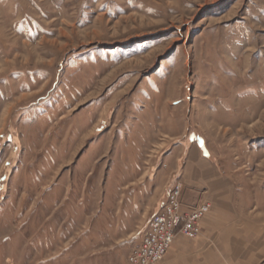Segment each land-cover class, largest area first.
Masks as SVG:
<instances>
[{
  "label": "rangeland",
  "instance_id": "1",
  "mask_svg": "<svg viewBox=\"0 0 264 264\" xmlns=\"http://www.w3.org/2000/svg\"><path fill=\"white\" fill-rule=\"evenodd\" d=\"M185 146L243 223L155 264H264V0H0V264H126Z\"/></svg>",
  "mask_w": 264,
  "mask_h": 264
},
{
  "label": "crops",
  "instance_id": "2",
  "mask_svg": "<svg viewBox=\"0 0 264 264\" xmlns=\"http://www.w3.org/2000/svg\"><path fill=\"white\" fill-rule=\"evenodd\" d=\"M39 107H41V104H39ZM118 133H121L120 130ZM10 138L11 140L17 139V141L14 140V143H18V138L16 136ZM121 138H123V136ZM199 144L202 145V142ZM182 149L183 161L174 169L176 172L174 178L176 179L171 182L169 191L175 183L180 182L182 184V202L185 207H192L202 201H211L215 205L214 210H211L200 220L202 231L197 237L195 245H209L207 246L209 249L211 247L210 245H212L217 249L218 247L215 245L217 241L214 239L216 231L223 227L226 228V230H232L238 225L241 226L243 223L242 217L237 216L236 212L234 214L235 209L232 208V211L230 208L232 199L230 189L234 184L232 183L231 176H229L228 169H226L225 174L215 165L216 154L213 148H207V152L202 146L190 148L185 146ZM166 157H173V151H170ZM167 194L166 197L153 208L154 212L149 219L162 208ZM186 244L187 242L183 237L176 236L173 244L166 253L168 256L167 261L180 254L186 247ZM223 248L226 249L225 246Z\"/></svg>",
  "mask_w": 264,
  "mask_h": 264
},
{
  "label": "built area",
  "instance_id": "3",
  "mask_svg": "<svg viewBox=\"0 0 264 264\" xmlns=\"http://www.w3.org/2000/svg\"><path fill=\"white\" fill-rule=\"evenodd\" d=\"M211 204L202 201L192 207L181 202L180 182L170 189L162 208L147 222L126 257V264H155L165 257L177 235L194 239L200 233V220Z\"/></svg>",
  "mask_w": 264,
  "mask_h": 264
},
{
  "label": "bare ground",
  "instance_id": "4",
  "mask_svg": "<svg viewBox=\"0 0 264 264\" xmlns=\"http://www.w3.org/2000/svg\"><path fill=\"white\" fill-rule=\"evenodd\" d=\"M21 97H24V96H23V95H22V96H20V97H19V99H20Z\"/></svg>",
  "mask_w": 264,
  "mask_h": 264
}]
</instances>
